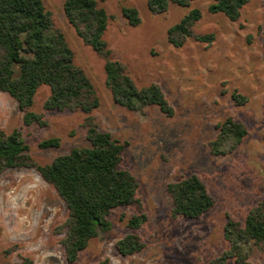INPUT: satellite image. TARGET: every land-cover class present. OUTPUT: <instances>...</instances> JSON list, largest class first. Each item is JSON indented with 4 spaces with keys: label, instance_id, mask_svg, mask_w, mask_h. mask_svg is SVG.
I'll return each mask as SVG.
<instances>
[{
    "label": "rangeland",
    "instance_id": "374dc122",
    "mask_svg": "<svg viewBox=\"0 0 264 264\" xmlns=\"http://www.w3.org/2000/svg\"><path fill=\"white\" fill-rule=\"evenodd\" d=\"M43 1L95 85L101 102L93 114L99 128L129 141L120 166L139 182L138 201L114 209L111 229L92 239L75 264H210L230 246L228 219L245 221L264 198V0H251L236 21L211 12L213 0H194L189 6L171 2L161 12L153 11L148 0H97L109 15L104 39L111 57L126 66L139 87L159 84L173 115L156 104L130 110L118 103L106 83L105 57L77 34L65 14L66 0ZM125 7L139 11V24L130 23ZM195 7L202 17L193 35L175 46L169 29ZM209 33L215 35L211 42L197 38ZM234 91L248 101L237 103ZM50 92L42 85L31 108L44 114L46 124L26 125L17 100L0 90V128L20 129L40 164L90 144L85 113L45 109ZM229 116L245 124L248 134L233 150L214 153L211 144ZM54 136L60 137V146H39ZM193 173L216 203L196 218L175 216L167 186ZM142 213L147 220L131 228L128 220ZM68 217L65 200L35 167L5 170L0 175V264H69L62 244ZM132 232L144 247L124 255L117 241ZM250 260L264 264V250L252 245Z\"/></svg>",
    "mask_w": 264,
    "mask_h": 264
},
{
    "label": "trees",
    "instance_id": "16d2710c",
    "mask_svg": "<svg viewBox=\"0 0 264 264\" xmlns=\"http://www.w3.org/2000/svg\"><path fill=\"white\" fill-rule=\"evenodd\" d=\"M194 0H148L153 11H165L171 2L189 6ZM251 0H213L211 12H222L238 20L243 7ZM65 14L83 41L106 59V83L115 100L130 110H142L156 104L168 115L174 108L161 86L152 83L139 87L126 66L111 57L112 50L104 39L108 27L107 10L97 0H66ZM131 24L141 21L134 7L123 9ZM202 17L195 7L169 29V40L182 46L193 35V26ZM201 41L214 40L213 33L199 35ZM50 87L44 103L48 110H77L85 113L84 123L90 142L76 146L70 152L56 156L52 162L38 163L29 153L30 147L20 129L11 132L0 128V175L12 167H35L65 200L69 217L62 244L69 264H75L80 254L101 232L112 227L114 209L138 201L139 182L135 174L120 165L129 141H122L111 132L99 128L93 112L100 98L86 71L75 61V52L66 35L56 25L43 0H0V90L14 97L24 110V123L45 125L44 114L31 108L42 85ZM239 104L248 97L234 91ZM219 134L212 142V151L222 153L236 148L248 134V129L234 117L219 125ZM60 137L43 139L41 148L58 147ZM227 148V149H226ZM167 190L173 199V215L196 218L212 208L216 200L206 183L193 173L170 182ZM147 220L145 213L128 220L131 228H139ZM225 237L230 246L210 264H253L252 245L264 250V198L253 206L245 221L229 218ZM144 242L136 233H128L117 241L118 250L131 255L143 249Z\"/></svg>",
    "mask_w": 264,
    "mask_h": 264
}]
</instances>
